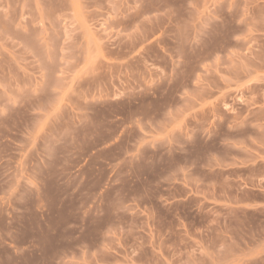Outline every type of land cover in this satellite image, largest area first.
<instances>
[{"label": "rangeland", "instance_id": "374dc122", "mask_svg": "<svg viewBox=\"0 0 264 264\" xmlns=\"http://www.w3.org/2000/svg\"><path fill=\"white\" fill-rule=\"evenodd\" d=\"M0 264H264V0H0Z\"/></svg>", "mask_w": 264, "mask_h": 264}]
</instances>
